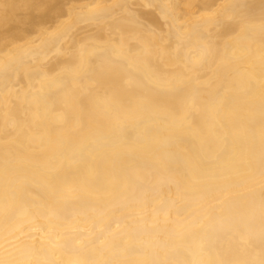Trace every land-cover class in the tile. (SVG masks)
I'll list each match as a JSON object with an SVG mask.
<instances>
[{
    "label": "bare ground",
    "instance_id": "1",
    "mask_svg": "<svg viewBox=\"0 0 264 264\" xmlns=\"http://www.w3.org/2000/svg\"><path fill=\"white\" fill-rule=\"evenodd\" d=\"M0 264H264V0H0Z\"/></svg>",
    "mask_w": 264,
    "mask_h": 264
}]
</instances>
